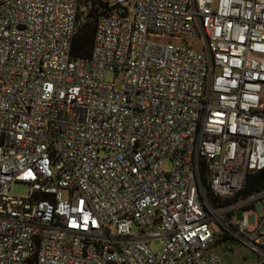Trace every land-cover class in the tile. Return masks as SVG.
<instances>
[{
	"label": "built area",
	"instance_id": "2783aa9c",
	"mask_svg": "<svg viewBox=\"0 0 264 264\" xmlns=\"http://www.w3.org/2000/svg\"><path fill=\"white\" fill-rule=\"evenodd\" d=\"M101 1L0 0V264H264V0Z\"/></svg>",
	"mask_w": 264,
	"mask_h": 264
},
{
	"label": "trees",
	"instance_id": "16d2710c",
	"mask_svg": "<svg viewBox=\"0 0 264 264\" xmlns=\"http://www.w3.org/2000/svg\"><path fill=\"white\" fill-rule=\"evenodd\" d=\"M107 5L101 0H90V7L88 8L87 16L84 17L78 29V32L73 42V54L77 57H89L91 55L94 38L97 28V20L100 14L106 12ZM264 187V171L250 172L247 176L244 189L238 197L244 198L253 193H256ZM234 200H237L234 199ZM214 202H218L220 205L231 202L230 200L220 202L214 199ZM27 264H37L36 257L30 259Z\"/></svg>",
	"mask_w": 264,
	"mask_h": 264
},
{
	"label": "rangeland",
	"instance_id": "374dc122",
	"mask_svg": "<svg viewBox=\"0 0 264 264\" xmlns=\"http://www.w3.org/2000/svg\"><path fill=\"white\" fill-rule=\"evenodd\" d=\"M191 45L199 48L202 44L198 41H188ZM105 79L107 81H114L119 85L120 78L115 75L114 72H107L105 75ZM163 168L165 170H169L171 167V163L169 161L163 162ZM14 193L20 196H24L27 193V187L24 185L16 184L14 186ZM264 215V208L261 202H256L254 211L248 215L249 224L254 225L257 218ZM239 218L241 217V212H238L237 215ZM154 248H158L159 244L157 241L153 242ZM211 250L216 252L221 257V264H255L258 260L257 256L247 247L236 244L231 239H227L222 241L221 243H217L214 245Z\"/></svg>",
	"mask_w": 264,
	"mask_h": 264
}]
</instances>
